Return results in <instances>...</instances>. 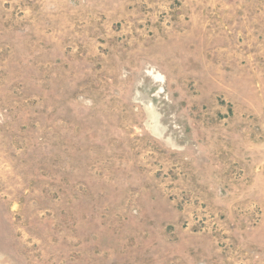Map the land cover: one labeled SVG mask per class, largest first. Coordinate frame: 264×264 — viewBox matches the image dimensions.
Listing matches in <instances>:
<instances>
[{
  "label": "rangeland",
  "instance_id": "rangeland-1",
  "mask_svg": "<svg viewBox=\"0 0 264 264\" xmlns=\"http://www.w3.org/2000/svg\"><path fill=\"white\" fill-rule=\"evenodd\" d=\"M0 264H264V0H0Z\"/></svg>",
  "mask_w": 264,
  "mask_h": 264
}]
</instances>
